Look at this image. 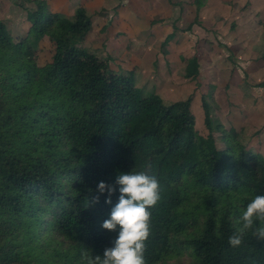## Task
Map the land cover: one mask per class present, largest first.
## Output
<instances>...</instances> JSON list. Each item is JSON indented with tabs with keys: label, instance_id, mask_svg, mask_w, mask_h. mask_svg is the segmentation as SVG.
<instances>
[{
	"label": "trees",
	"instance_id": "obj_1",
	"mask_svg": "<svg viewBox=\"0 0 264 264\" xmlns=\"http://www.w3.org/2000/svg\"><path fill=\"white\" fill-rule=\"evenodd\" d=\"M10 1L27 16L22 33L0 20V264H87L85 251L102 257L119 231L102 228L118 202L115 180L129 172L160 184L145 264H264V240L253 231L238 248L228 243L247 204L264 195V156L210 109L215 85L198 91V55L173 49L177 33L201 26L195 19L180 30L176 21L205 0H165L167 21L150 20L163 10L155 0H129L127 8L136 24L172 27L159 36V54L165 61L176 53L182 78L195 83L205 134L191 111L194 92L165 104L138 89L132 73L114 71L110 54L90 51L95 37L105 46L114 17L101 23V10L87 6L67 16L47 0ZM101 182L116 188L111 204Z\"/></svg>",
	"mask_w": 264,
	"mask_h": 264
},
{
	"label": "rangeland",
	"instance_id": "obj_2",
	"mask_svg": "<svg viewBox=\"0 0 264 264\" xmlns=\"http://www.w3.org/2000/svg\"><path fill=\"white\" fill-rule=\"evenodd\" d=\"M155 1L160 6L165 5V0ZM141 2L147 6L146 0ZM233 3L235 6H232ZM193 7L195 12L192 16L190 14L191 18H179L175 26L185 29L195 19L200 20L201 26L194 25L191 32L177 33L178 40L173 49L179 50L183 56L198 55V91L201 95L209 93V85H215L210 93V109L225 125L228 121L229 127H234L241 134L248 148L258 150L264 156V0H205ZM185 9V12L190 10ZM159 10L148 12L150 20L163 16L155 14ZM25 13L24 16H27V11ZM178 13V7L174 8L169 24L176 20ZM126 15L127 19L130 14ZM135 21L128 20L131 25L143 27L138 35L127 30L125 25L117 28L123 34L115 37L111 46L114 50L110 57L111 68L119 74L132 73L138 89H143L146 94H157L165 104L184 99L194 92L191 111L196 129L201 134L207 133L200 96L198 91L195 92L196 85L182 78L183 65L177 55H168L165 61L159 55L156 62L160 42L155 38L156 32L153 35V29L157 31L158 26L151 28L150 23L136 24ZM162 24L158 23V36L172 31L170 25L167 24L164 30ZM20 25L15 26V32H19ZM102 41V37H95L90 50L93 54L106 56L108 43L104 46ZM46 45L47 42H43L38 47L39 59H43Z\"/></svg>",
	"mask_w": 264,
	"mask_h": 264
},
{
	"label": "clouds",
	"instance_id": "obj_3",
	"mask_svg": "<svg viewBox=\"0 0 264 264\" xmlns=\"http://www.w3.org/2000/svg\"><path fill=\"white\" fill-rule=\"evenodd\" d=\"M115 184L119 185L118 202L102 228L109 232L118 229V236L113 247L105 249L102 257H89L87 251L84 256L87 264H145L146 242L151 235L150 209L160 200L159 181L144 172H129L117 175ZM97 190L101 194L107 191L109 198L105 203L111 204L110 198L116 188L101 182ZM255 222H259L258 227L254 226ZM240 223L241 226L228 239L231 247H240L249 231H253L258 240H264V195L255 196L247 204Z\"/></svg>",
	"mask_w": 264,
	"mask_h": 264
},
{
	"label": "crops",
	"instance_id": "obj_4",
	"mask_svg": "<svg viewBox=\"0 0 264 264\" xmlns=\"http://www.w3.org/2000/svg\"><path fill=\"white\" fill-rule=\"evenodd\" d=\"M137 1L141 2V0H137ZM47 3H49V7L53 11L61 12L63 14H66L67 16H71L74 10L79 5H82V6H87L89 9L93 11L101 10V13L99 14V16H101V20H100L101 23H105L106 21H109L112 17H114L112 25H110V27L108 28L107 37L109 38V41L107 40L106 42V44L108 43V47H109L107 53L110 55L114 53V50L111 49L114 38L119 36V34L120 35L123 34L119 30H117L119 26L125 25L127 30L135 32L136 35H138L143 28V27H137V26L129 24L128 18L126 19V16H127L126 13H128V10H129L127 9L129 8V0H122L121 3H119L118 0H57V2H55L54 0H49L47 1ZM137 5H139V3ZM30 6L31 5L28 4L26 7H30ZM160 7L163 8V6H160ZM165 10L163 8V10L160 12V14L163 16L159 17L158 19L164 20L167 18ZM24 13L25 11H23L22 9L18 7H15L11 3L10 0H0V20L6 21L9 28L12 29L13 31H14L15 26H19V24H21L20 28L18 29L19 33H22L23 30H25L26 16H24ZM162 27L165 30L167 27L166 23L162 24ZM158 28L159 26L157 27V31H156V28L153 29V35L156 32L155 38H157L159 42ZM151 40L152 39H150V41ZM153 41H155V39H153ZM148 43H152V42H148ZM159 55L160 54L157 53L156 58H158Z\"/></svg>",
	"mask_w": 264,
	"mask_h": 264
}]
</instances>
